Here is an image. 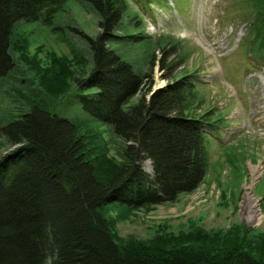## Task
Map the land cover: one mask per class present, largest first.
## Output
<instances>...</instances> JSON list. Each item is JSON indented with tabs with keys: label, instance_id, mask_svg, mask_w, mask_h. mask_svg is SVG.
I'll return each mask as SVG.
<instances>
[{
	"label": "rangeland",
	"instance_id": "obj_1",
	"mask_svg": "<svg viewBox=\"0 0 264 264\" xmlns=\"http://www.w3.org/2000/svg\"><path fill=\"white\" fill-rule=\"evenodd\" d=\"M126 3L119 40L110 47L150 77L124 110L165 87L167 76L187 77L196 98L189 113L207 115L217 127L206 137L208 169L201 185L160 205L104 206L100 212L111 237L124 251L242 250L264 263V0ZM99 20L92 5L67 0L48 24L15 25L11 52L17 67L0 82V162L18 147L3 137L2 127L39 104L82 124L78 135L101 180L124 164L126 142L88 115L79 99L77 80L93 67L89 38L99 35ZM142 167L153 175L150 161ZM246 197L252 198L255 221L247 220Z\"/></svg>",
	"mask_w": 264,
	"mask_h": 264
},
{
	"label": "trees",
	"instance_id": "obj_2",
	"mask_svg": "<svg viewBox=\"0 0 264 264\" xmlns=\"http://www.w3.org/2000/svg\"><path fill=\"white\" fill-rule=\"evenodd\" d=\"M66 1L0 0V82L17 67L11 52L15 25L48 24ZM78 1L100 17L99 35L89 38L93 67L77 80L79 99L88 115L126 142L124 164L101 180L78 135L82 124L39 104L3 126V137L18 147L0 162V264H264L242 250L137 253L113 240L101 209L111 203L155 206L195 191L207 173L206 137L216 124L189 113L196 98L187 77L167 76L165 87L150 90L126 112L150 77L136 73L110 47L119 40L126 0ZM145 161L153 175L144 171Z\"/></svg>",
	"mask_w": 264,
	"mask_h": 264
},
{
	"label": "bare ground",
	"instance_id": "obj_3",
	"mask_svg": "<svg viewBox=\"0 0 264 264\" xmlns=\"http://www.w3.org/2000/svg\"><path fill=\"white\" fill-rule=\"evenodd\" d=\"M147 171L150 172V169H146ZM245 204L247 205V208L250 209V216L247 218V220L249 221H255L256 220V215L255 212L253 211V201L252 198L250 197H246L245 198Z\"/></svg>",
	"mask_w": 264,
	"mask_h": 264
}]
</instances>
